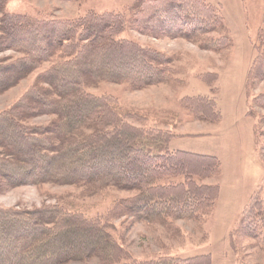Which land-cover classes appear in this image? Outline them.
Segmentation results:
<instances>
[{"label": "trees", "instance_id": "obj_1", "mask_svg": "<svg viewBox=\"0 0 264 264\" xmlns=\"http://www.w3.org/2000/svg\"><path fill=\"white\" fill-rule=\"evenodd\" d=\"M5 2L0 53L16 56L0 58V94L47 67L0 112V194L43 184L73 186L81 198L108 189L133 194L99 217L85 216L63 197L39 207H0V264H211L210 254L136 260L116 237L113 221L129 217L173 234H180L178 220L200 224L218 199V185L204 180L220 173L219 160L170 150L174 132L137 126L128 120L146 121L145 114L86 89L107 82L138 91L176 80L170 56L120 35L129 29L155 39L182 38L219 52L229 46L221 9L205 0H136L120 12L57 19L5 12ZM218 29L221 37H208ZM256 48L246 80L251 116L254 108L264 110V94H248L264 80V40ZM205 75L216 82L215 73ZM179 103L198 120L220 119L214 98L184 96ZM41 116L52 119L30 124ZM258 196L243 208L244 227L235 235L264 246V200Z\"/></svg>", "mask_w": 264, "mask_h": 264}, {"label": "rangeland", "instance_id": "obj_2", "mask_svg": "<svg viewBox=\"0 0 264 264\" xmlns=\"http://www.w3.org/2000/svg\"><path fill=\"white\" fill-rule=\"evenodd\" d=\"M134 1L6 0L3 10L40 18L72 19L88 11H124ZM205 1L221 9L229 38L227 48L219 52L206 51L199 43L182 38L155 39L128 29L120 35L122 38L154 47L171 57L176 80L138 91L128 90L123 84L101 82L86 91L98 96H114L120 107L145 114L146 121L128 120L137 126L174 132L176 136L168 143L170 150L216 157L220 162V173L204 182L218 185V199L200 224L194 220L176 221L180 234L129 217L113 221L114 233L136 260L163 255L186 258L210 254L211 264H264V246L256 240L235 235L244 227L241 215L251 196L258 191V197L264 200V110L254 108L253 115H249L246 92L256 47L264 40V0ZM222 35L223 31L218 29L208 37ZM12 56L16 55L11 50L0 53V58ZM45 67L46 63L1 93L0 112L9 108ZM210 72L216 74V82L205 75ZM248 94L250 97L264 94V80L255 83ZM184 96L214 98L219 121L211 123L196 119L180 105ZM51 119L52 116H41L31 120L30 124H46ZM78 192L73 186H18L0 194V207H39L63 197L73 199L85 216L99 217L114 202L133 194L108 189L97 196L81 198ZM68 264H97V260Z\"/></svg>", "mask_w": 264, "mask_h": 264}]
</instances>
